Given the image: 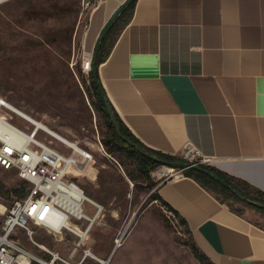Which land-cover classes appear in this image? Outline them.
I'll list each match as a JSON object with an SVG mask.
<instances>
[{"label": "crops", "instance_id": "obj_1", "mask_svg": "<svg viewBox=\"0 0 264 264\" xmlns=\"http://www.w3.org/2000/svg\"><path fill=\"white\" fill-rule=\"evenodd\" d=\"M93 1L90 17L107 20L126 0ZM99 77L145 144L184 155L191 143L264 191V0H136ZM157 191L212 262L264 264L259 214L233 211L185 174Z\"/></svg>", "mask_w": 264, "mask_h": 264}, {"label": "rangeland", "instance_id": "obj_2", "mask_svg": "<svg viewBox=\"0 0 264 264\" xmlns=\"http://www.w3.org/2000/svg\"><path fill=\"white\" fill-rule=\"evenodd\" d=\"M92 10L83 11L82 0L0 4V97L92 153L91 158L82 157L74 171L85 194L96 202L85 203V211L95 218L83 239L71 230L53 233L35 223L30 224L33 237L20 230L16 238L48 264H104L103 260L107 264H204L195 255L189 231L154 198L159 183L166 180L159 179L157 171L168 165L152 171V186L133 155L106 150V120L91 104L83 83L89 73L85 63L94 60L108 20L94 13L91 18ZM1 114L28 132L32 129L31 123L10 109L3 108ZM40 137L52 138L46 133ZM52 145L70 152L56 139ZM170 165L175 167L173 172L181 168ZM24 185L17 169L0 165V186ZM16 196L14 192L0 195V226ZM96 204L103 205L100 213ZM247 211L259 218L255 211ZM79 223L85 229L89 221Z\"/></svg>", "mask_w": 264, "mask_h": 264}, {"label": "built area", "instance_id": "obj_3", "mask_svg": "<svg viewBox=\"0 0 264 264\" xmlns=\"http://www.w3.org/2000/svg\"><path fill=\"white\" fill-rule=\"evenodd\" d=\"M91 6L92 0H82L83 11ZM93 61L90 58L85 63L87 72L91 71ZM3 108L22 116L31 123L32 129L28 132L15 125L1 114ZM42 133L52 138L46 141L40 137ZM54 138L64 143L70 152L64 153L54 147ZM187 146L184 155L196 161L193 164H209L210 157L202 155L191 143ZM82 157L91 158L92 153L0 97V165L7 169H17L29 189L25 197L15 198L0 226V264H32L33 260L48 264L23 247L16 238L20 230L33 237L31 223L44 225L53 233H62L68 229L80 239L85 238L95 218L85 211V203L96 202L85 194L75 179L77 173L74 170L80 165ZM164 165L168 167L157 171L159 179L165 177L168 180L184 175L183 168L173 172L174 166ZM96 205L97 213H100L103 205ZM81 220L89 221L85 229L79 223ZM102 262L105 264L106 260Z\"/></svg>", "mask_w": 264, "mask_h": 264}, {"label": "trees", "instance_id": "obj_4", "mask_svg": "<svg viewBox=\"0 0 264 264\" xmlns=\"http://www.w3.org/2000/svg\"><path fill=\"white\" fill-rule=\"evenodd\" d=\"M135 4L136 0H132V2L124 8L118 19L109 28L108 32L100 43L99 51L95 60V70L97 72V77L93 73L92 67L87 76L88 80L83 79V83L86 86V91L91 104L99 113L102 114V116L106 120L107 132L103 137V143L106 146V150L110 154L125 151L133 155L140 170L150 180L152 171L164 163L171 164L176 161L195 163L196 161H189L182 155L163 152L161 150L150 147L143 141H141L121 119L120 115L118 114L112 103L109 101L100 81L99 65L108 57L120 31L131 20L134 13ZM108 102L110 103L112 114L118 122L119 130L123 135L130 139L132 143L118 134L111 113L108 109ZM197 165L199 167L194 165L188 167H180L183 168V173L185 175L191 176L192 178L197 180L203 187L212 192L219 200L227 203L233 211L239 214H244L246 212V209H250L258 213L264 219L263 190L252 185L248 181L228 174L227 172L222 171L211 164L199 162L197 163ZM150 181L152 182L151 185L154 186L155 183L152 181V179ZM24 184V186L15 187L12 189H5L4 186H0V195H3L5 193L9 195L10 193L14 192L17 195L15 198H23L29 192L25 181ZM15 198L13 199V201L15 200ZM154 198L159 199L161 204L173 213L177 222L180 225L185 226L186 230L189 231L192 237V233L187 220L160 196L157 189L155 190ZM235 203H239L240 206H236ZM194 246L195 255L204 264H215L196 245V243ZM47 257L50 258V255H47ZM32 264L41 263L37 260H33Z\"/></svg>", "mask_w": 264, "mask_h": 264}, {"label": "water", "instance_id": "obj_5", "mask_svg": "<svg viewBox=\"0 0 264 264\" xmlns=\"http://www.w3.org/2000/svg\"><path fill=\"white\" fill-rule=\"evenodd\" d=\"M131 2H132V0H126V1H125V2H124V3H123V4H122V5H121V6H120L115 12H114V14L112 15V17H110V18L107 20V22H106V24H105L103 30H102L101 33H100L99 40H98V42H97V46H96V53H95V57H94V61H93V73L96 75V77H97V72H96V70H95V60H96L97 53H98V51H99L100 43H101L102 39L104 38V36L106 35V33L108 32V30H109V28L111 27V25H112V24L118 19L119 15L123 12L124 8H125L128 4H130ZM107 105H108V109H109V111H110V113H111L112 119H113V121H114V124H115V126H116V129H117L118 134H119L121 137H123L124 139H127L129 142L132 143V141H131L130 139H128L125 135H123V134L121 133V131L119 130V128H118V122H117V120L115 119V117H114L113 114H112L110 103L108 102ZM173 163H176V164H178L179 166H183V167H188V166H191V165H194V166L199 167L197 164H193V163H191V162L176 161V162H173Z\"/></svg>", "mask_w": 264, "mask_h": 264}, {"label": "bare ground", "instance_id": "obj_6", "mask_svg": "<svg viewBox=\"0 0 264 264\" xmlns=\"http://www.w3.org/2000/svg\"><path fill=\"white\" fill-rule=\"evenodd\" d=\"M118 245L121 243V239H117ZM105 264H107V262H105Z\"/></svg>", "mask_w": 264, "mask_h": 264}]
</instances>
